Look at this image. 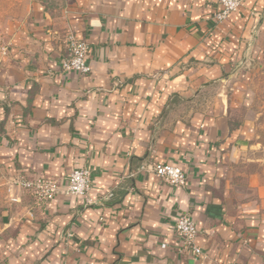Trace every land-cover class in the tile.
Listing matches in <instances>:
<instances>
[{"label": "crops", "instance_id": "1", "mask_svg": "<svg viewBox=\"0 0 264 264\" xmlns=\"http://www.w3.org/2000/svg\"><path fill=\"white\" fill-rule=\"evenodd\" d=\"M219 8L0 0V180L64 185L86 168L93 181L46 203L0 188V264H264L251 88L264 70V0L215 23ZM70 35L88 46V74L63 68ZM156 163L181 167L186 185L147 172ZM182 213L200 260L182 250Z\"/></svg>", "mask_w": 264, "mask_h": 264}, {"label": "built area", "instance_id": "2", "mask_svg": "<svg viewBox=\"0 0 264 264\" xmlns=\"http://www.w3.org/2000/svg\"><path fill=\"white\" fill-rule=\"evenodd\" d=\"M219 3L220 8L213 16L215 23L224 21L231 13L237 11L243 0H219ZM68 43L70 53L68 58L63 61L64 70H71L81 74L90 73L91 67L86 62L87 44L78 40L74 35L69 36ZM146 170L171 184L185 186L187 183L186 173L179 166L156 163L149 165ZM92 188L91 171L86 168H77L71 171L69 180L64 185L54 179L27 178L19 175L11 180L9 193L12 201H18L21 196L25 195L46 203L60 192L66 195H86L91 192ZM15 189L18 192H15ZM113 196L114 192H110L107 198H112ZM175 229L182 240V250H190L194 254L195 259L200 260L203 257V251L197 244L199 230L191 215L182 213L175 222Z\"/></svg>", "mask_w": 264, "mask_h": 264}, {"label": "rangeland", "instance_id": "3", "mask_svg": "<svg viewBox=\"0 0 264 264\" xmlns=\"http://www.w3.org/2000/svg\"><path fill=\"white\" fill-rule=\"evenodd\" d=\"M251 88L255 92V106L259 114V133L256 137V141L260 143V145L258 149H255V152L258 155L257 157L263 160L264 167V70L253 73ZM9 187L10 183L8 181L4 182L3 180H0V188H3L8 194H10Z\"/></svg>", "mask_w": 264, "mask_h": 264}]
</instances>
